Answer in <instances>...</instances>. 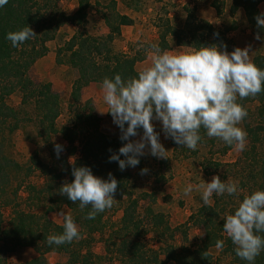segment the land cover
<instances>
[{
  "label": "trees",
  "instance_id": "1",
  "mask_svg": "<svg viewBox=\"0 0 264 264\" xmlns=\"http://www.w3.org/2000/svg\"><path fill=\"white\" fill-rule=\"evenodd\" d=\"M62 0H9V2L0 8V134L5 131L12 132L20 122L19 112L6 104V97L18 90L21 93V103L23 105L33 104L36 111V125L38 135L47 140L52 135H61L67 144L61 159H57L62 165L70 180L72 176V167L88 166L94 175L103 179L108 178L111 173L118 181V197H127L128 203L123 207L122 217L120 219V232L122 239L116 241V250L124 256L120 264H162L158 259V254L146 256L144 245L141 241H131L129 234L131 230L139 227L135 223L134 211L137 201L128 190L131 175L127 169L121 171L117 162H109V156L123 146L126 141L120 140V135L112 137L102 133L99 130L100 118L94 111L93 103L90 99L81 100L82 89L92 82L100 83L105 77L112 78L120 74L123 78L136 76L140 70L136 69V63L145 58L142 52L131 54L129 52H117L113 49V41L121 36V27L133 24V19L126 14L117 11L116 1L110 0L101 12L108 32L103 35H90L85 31L76 30L60 47L57 48L56 62L63 63V56L66 54V62L75 72L71 85V100L68 105L73 112L72 122L61 127L57 126L56 120L60 114L61 103L59 94L53 91L49 82H35L29 76V70L38 57H41L47 51L46 43L55 38L60 27L71 25L79 28L84 24L90 0H77V7L71 14L65 13L60 7ZM264 0H231L229 8L230 15H234L237 9L244 11L245 18L253 33L262 37L264 40V29L257 26L255 17L263 12L258 8L260 2ZM211 6L216 14L222 12L223 2L220 0H211ZM186 18L183 27L175 28L165 19L161 26L157 44L162 50L170 48L167 36L174 38L177 46H187L198 48L200 46H209L216 44L222 49L226 45V50L231 51L232 47L227 38V33L236 29L235 21H231L230 26L223 30L217 29L209 21L196 16L194 7H184ZM29 26L36 34L32 39L24 42L18 47H13L7 40L6 34L10 31H17ZM218 34V35H217ZM252 61L261 69H264V55L256 54ZM258 103V110L264 117V92L254 96L247 97ZM239 102V101H238ZM73 103L80 105L76 107ZM240 103V102H239ZM75 108V110H74ZM118 128V127H117ZM263 130L264 127H258ZM249 129V128H248ZM120 132V129L118 128ZM201 135L207 137L205 130L201 128ZM77 142L78 146L75 145ZM169 142L176 152L178 146L171 138ZM202 142H204L202 140ZM230 148L225 145L222 152ZM111 150V151H110ZM79 156L74 159V164L67 161L68 156ZM121 159H124L121 156ZM60 160V161H59ZM259 165V187L264 190V153ZM220 164V163H219ZM40 170L48 175L49 179L44 187L38 192L34 186L29 188L35 190L34 198L40 200V194L47 195L50 206L45 213L37 215L30 212L14 209L9 220L7 228L2 227V214L0 213V262L3 261L7 253L15 248L29 246L35 250L37 256L31 258L24 264H47L44 256L50 252L67 254L68 259L65 264H99V257L83 251L82 239L74 240L72 243L60 246H49L46 242L50 234H61L63 232L62 224H57L47 217V212L54 210L56 205L64 204L74 213V221L81 222L89 230H100L103 227V213H99L94 220L86 219L89 208L80 209L79 202L73 203L67 196H61L59 187L55 180L62 178L61 171L56 167L44 164L34 152L25 164H19L7 156L0 142V200L9 196L10 183L13 180L21 181L22 177L29 175L32 170ZM20 185V183H19ZM57 193H54V191ZM15 193V191H14ZM244 196H240L242 199ZM230 201L231 199L228 197ZM213 203L205 206L201 205L195 213L188 216L187 224L200 226L203 236L198 245L194 247L181 246L176 249L174 246H168L165 250V260L172 261L175 264H211V254L208 249L215 247L217 240L224 241V249L232 257V264H247V261L239 258L235 253V245L223 230V215L228 204L224 203V195L212 196ZM232 204V203H231ZM239 205V204H238ZM238 205H231L228 214L234 212ZM151 226L162 228L164 232H170L173 237L174 230L163 220V216L156 213L152 214ZM81 236L83 234L82 231ZM159 233L163 235V233ZM264 235V233H261ZM130 255L131 257H127ZM127 258V259H126ZM163 263V264H164ZM255 264H264V252H262L255 261Z\"/></svg>",
  "mask_w": 264,
  "mask_h": 264
},
{
  "label": "rangeland",
  "instance_id": "2",
  "mask_svg": "<svg viewBox=\"0 0 264 264\" xmlns=\"http://www.w3.org/2000/svg\"><path fill=\"white\" fill-rule=\"evenodd\" d=\"M109 1L90 0L84 24L79 28L71 25L60 27L55 38L46 43L47 51L45 54L38 57L29 70V76L33 81L49 82L53 91L59 94L61 109L56 120L58 127L65 124L69 125L72 122L73 112L68 105L72 102L71 85L76 77V72L64 62L67 60L66 54L63 56V63L58 64L56 62L57 48L76 30H82L94 36L106 34L108 28L101 17V12L105 11L104 7ZM220 1L223 2L222 12L217 15L215 9L211 6V0H117V11L120 13L127 12L128 16L133 19V24L123 27L125 36H119L113 41V49L117 52H129L131 54L138 51L144 53V62L136 63V69L141 70L151 57L148 45L157 44L158 42L159 33L162 31L159 25L165 19H169V22L175 28L183 27L186 18L184 7H194L197 17L209 21L217 29L223 30L225 27L230 26L231 21H235L236 29L226 34L232 47L231 51L236 47L241 49L249 47L251 59L254 55L260 54L264 46V40L255 39L256 34L248 25L243 9H237L235 14L231 16L229 11L231 0ZM117 4H119L118 7ZM124 4L127 5L128 9L124 7ZM60 7L65 13L71 14L77 7V0H62ZM258 8L264 13V1L259 3ZM167 39L169 43L177 47L174 38L168 35ZM188 48L187 46H180L176 49L171 47L167 50H176L178 54ZM82 97L81 92L82 101L87 99L92 101L94 111L100 118L99 130L112 137L119 136L121 133L118 131V126L113 123L110 113L106 112L108 109L102 110V107L95 105L91 98L83 99ZM238 101L246 108L248 113L238 125L247 133L246 149L243 152L236 151L233 146L222 152V148L226 144L217 138L208 137H204V142L199 143L196 151L178 146L175 152L169 138L165 139L160 122L153 121L155 130L160 133V142L166 150L165 155L167 158H157L146 154L140 157V164L137 167L126 168L131 175L128 190L132 194V199L134 198L137 201L134 221L139 223L136 230L138 234H135V230H131L132 233L129 236L131 241H141L146 256L158 254V259L163 264L165 250L168 246L179 249L181 246L194 247L199 244L203 236L202 228L191 223L187 226L183 225L187 223L188 216L195 213L204 204L200 192L195 189L190 195H183L182 190L187 183H192L194 186L204 181L207 183L211 181L214 175H219L221 180L225 182H238L241 189L238 194L234 196L224 195V203L228 205L223 215L228 214L231 205L240 203V196L245 197L255 190H261L258 186L259 181H261L258 173L262 161L261 157L264 153V129L261 130L258 127H264V117L258 110L256 101L249 99H238ZM6 104L19 112L21 120L12 132L5 131L0 134V142L4 153L19 164H25L28 158L36 152L44 164L56 167L57 171H61L63 174L61 179L55 180V184L59 188L66 181L71 183L74 178L70 180L69 174L62 169V165L57 161V159H61L60 156L66 155L64 147L68 145L67 141L58 134L50 136L47 140L38 135L34 106L32 103L23 105L21 103V93L18 90L6 97ZM73 104L76 106L75 103ZM142 133L143 130L138 129V135L130 139L138 140ZM57 143L61 144L64 149L59 158L54 152V145ZM75 145L78 146L77 142H75ZM78 156L79 153H76L73 157L68 156L67 161L72 163L73 158L75 159ZM145 168L148 169L147 173L141 174V170ZM48 179L49 174L45 175L40 170L35 169L29 175L22 177L20 182L18 180L11 181L9 196H5L0 200L2 227L7 228L9 226V220L14 209L37 215L45 213L51 205L47 195L41 193L40 200L35 199L34 195L35 190L37 192L41 190ZM31 186H34L35 190L29 188ZM54 193H57V191L55 190ZM118 196V193H116L113 206L104 211L102 229L90 231L89 227L84 226L82 221L76 222L79 230L83 232L81 236L84 245L83 251L98 256L99 264H120L125 259L113 244L122 239L121 236L119 237L121 235L119 230L120 219L123 213L122 209L128 203L127 197L122 196L119 198ZM228 197L231 199L230 201H227L229 200ZM211 203H213L212 198ZM55 207L54 210L47 212V217L53 222L62 224L61 211L74 217V213L66 205L61 204ZM149 210L152 214L162 215L163 220L170 227H179L178 230H174L172 233L173 237L170 236V232L163 233L162 228L159 227L156 230L154 226H151L152 217L149 215ZM161 232L163 235L159 234ZM208 251L211 254V264L233 263L230 253L225 251L224 248L210 247ZM36 256L37 253L33 248L29 246L18 247L7 253L0 264H24ZM127 257L131 256L128 255ZM44 259L47 264H65L68 256L64 253L50 252L44 256ZM164 264L175 263L166 261Z\"/></svg>",
  "mask_w": 264,
  "mask_h": 264
},
{
  "label": "clouds",
  "instance_id": "3",
  "mask_svg": "<svg viewBox=\"0 0 264 264\" xmlns=\"http://www.w3.org/2000/svg\"><path fill=\"white\" fill-rule=\"evenodd\" d=\"M8 2L0 0V8ZM255 19L257 26L264 29V13ZM34 36L36 34L27 26L8 32L5 38L13 47H18ZM255 39L262 37L257 33ZM148 49L151 64L136 76L123 78L116 74L101 82L102 99L108 107L106 112L120 129V140L126 141L118 152L109 156V162H117L123 171L137 167L140 157L146 154L167 158L153 121L160 122L165 139L171 138L191 151H196L204 139L200 132L203 128L208 138H217L243 152L247 133L238 125L248 113L238 99L264 92V69L252 61L249 47H236L229 53L226 45L222 49L213 44L189 47L172 54L152 43ZM138 129L143 130L140 138L130 139L138 135ZM63 150L61 144L54 145L57 158ZM147 171V168L142 169L141 174ZM71 174L73 181L64 182L58 192L73 203L79 202L82 210L90 207L86 219L94 220L99 213L113 206L118 181L111 173L103 179L94 175L88 166H73ZM194 189L200 192L205 206L210 204L213 194L234 196L241 191L238 182L222 181L219 175L196 186L187 183L183 195H190ZM60 215L63 216V232L47 236L49 246L70 244L81 238L73 217L62 211ZM223 230L235 245L236 255L247 264H255L256 258L264 252V235H261L264 233V190L246 195L234 212L225 214ZM215 247L223 249L224 241L217 240Z\"/></svg>",
  "mask_w": 264,
  "mask_h": 264
},
{
  "label": "crops",
  "instance_id": "4",
  "mask_svg": "<svg viewBox=\"0 0 264 264\" xmlns=\"http://www.w3.org/2000/svg\"><path fill=\"white\" fill-rule=\"evenodd\" d=\"M116 2H117V0H116ZM123 2H126V1H123ZM118 6H119V4H117V7ZM124 7L126 9H128V7H127L126 4H124ZM117 10H118V8H117ZM121 14L128 15L127 12H125V13H122L121 12ZM123 27L124 26L121 27V36H125L124 31H123ZM169 45H170V48L172 47V49H176V48H179L180 47V46H177V47L176 46H173V44H171V43H169ZM166 51H169V52L171 51L170 53L177 54V51L176 50H174V51H172V50H166ZM260 54H263L264 55V46H263V49L261 50ZM143 62H144V60L141 61L140 63H143ZM150 64H151V57L147 61V63L145 65L148 66ZM70 82H69V84H70ZM69 88H70V85H69ZM82 96H83L82 97L83 99L91 98L94 101L95 105L97 104L98 106H101L102 107V110H105V109L107 110L108 109L107 105L103 102V99H102L103 93H102V90H101V84L95 83V82L90 83L88 86H86V87L83 88Z\"/></svg>",
  "mask_w": 264,
  "mask_h": 264
}]
</instances>
